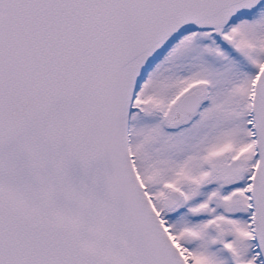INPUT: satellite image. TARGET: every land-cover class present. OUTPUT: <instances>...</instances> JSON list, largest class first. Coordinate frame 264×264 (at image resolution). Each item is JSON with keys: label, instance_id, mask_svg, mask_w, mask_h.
Returning a JSON list of instances; mask_svg holds the SVG:
<instances>
[{"label": "snow or ice", "instance_id": "1", "mask_svg": "<svg viewBox=\"0 0 264 264\" xmlns=\"http://www.w3.org/2000/svg\"><path fill=\"white\" fill-rule=\"evenodd\" d=\"M0 264H264V0H0Z\"/></svg>", "mask_w": 264, "mask_h": 264}]
</instances>
